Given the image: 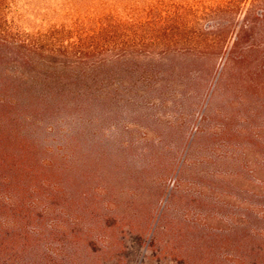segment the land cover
Masks as SVG:
<instances>
[{
    "label": "rangeland",
    "instance_id": "374dc122",
    "mask_svg": "<svg viewBox=\"0 0 264 264\" xmlns=\"http://www.w3.org/2000/svg\"><path fill=\"white\" fill-rule=\"evenodd\" d=\"M255 1L156 4L147 20L175 14L170 46L102 70L78 88L76 107L46 116L77 155V192L58 198L60 212L47 220L75 223L59 235L61 264H264V26L243 33L255 51L230 53ZM20 6L33 39L91 43L93 0ZM193 13L208 16L192 24ZM127 26L135 41L166 34ZM205 27L213 33L199 37ZM8 231L3 256L20 264L22 246Z\"/></svg>",
    "mask_w": 264,
    "mask_h": 264
},
{
    "label": "trees",
    "instance_id": "16d2710c",
    "mask_svg": "<svg viewBox=\"0 0 264 264\" xmlns=\"http://www.w3.org/2000/svg\"><path fill=\"white\" fill-rule=\"evenodd\" d=\"M127 1L93 0L96 24L88 43L81 38L46 40L42 32L33 39L19 24L22 0H0V264H11L10 256L2 253L6 230L11 232L13 242L22 246L24 259L20 264H32L25 262L27 254L34 256L33 264H61L59 251L63 244L59 235L74 232L75 223L63 229L58 216L47 225L50 214L60 212L55 203L58 198L77 192L78 177L77 155L72 148L58 143L59 122L48 125L46 116L59 106L67 110L76 107L74 103L81 95L78 88L90 79L96 81L102 70L130 58H152V48L170 46L167 38L173 10L158 9L161 12L155 20L146 18L156 4L167 0H133L131 7ZM207 16L193 13L191 23H200ZM244 22L230 52H236V59L246 58L258 47L251 44L244 48L243 33L264 26V0L252 4ZM129 24L166 34L135 41L126 38ZM224 25L220 20L218 29ZM197 33L207 37L213 31L205 27ZM170 48L165 55L172 54Z\"/></svg>",
    "mask_w": 264,
    "mask_h": 264
}]
</instances>
